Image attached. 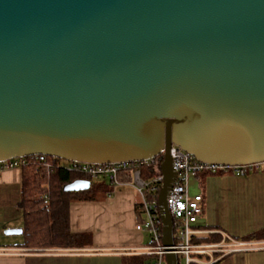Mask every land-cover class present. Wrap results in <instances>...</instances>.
<instances>
[{"label":"water","instance_id":"95a60500","mask_svg":"<svg viewBox=\"0 0 264 264\" xmlns=\"http://www.w3.org/2000/svg\"><path fill=\"white\" fill-rule=\"evenodd\" d=\"M173 144L203 162L264 161V0H0V162L163 155L169 247Z\"/></svg>","mask_w":264,"mask_h":264},{"label":"crops","instance_id":"0c3cea01","mask_svg":"<svg viewBox=\"0 0 264 264\" xmlns=\"http://www.w3.org/2000/svg\"><path fill=\"white\" fill-rule=\"evenodd\" d=\"M0 226L23 228L20 206L24 168H1ZM114 186V185H113ZM191 196L202 195L203 214L196 227L218 234L223 252L214 254L208 264H264V239L243 241V237L264 229V170L246 176L229 173L200 174L189 183ZM141 196L130 185L114 186L111 194L90 201H72L70 226L73 232L91 235L92 244L84 248L30 249L20 239L2 236L0 264H125L133 258L149 255L150 238L136 230L143 220L138 213ZM207 242V241H200ZM244 243L239 246L238 244ZM236 249V250H233ZM211 262V263H210Z\"/></svg>","mask_w":264,"mask_h":264},{"label":"built area","instance_id":"2783aa9c","mask_svg":"<svg viewBox=\"0 0 264 264\" xmlns=\"http://www.w3.org/2000/svg\"><path fill=\"white\" fill-rule=\"evenodd\" d=\"M170 156L176 178L173 185L168 189L166 197L167 208L173 219V245L169 247L163 243V220L158 199L164 176L160 169L158 174L146 180L141 171V166L155 163V158L146 161L109 164L83 163L61 159L59 166H64L93 179H108L115 187L130 185L137 190L141 196L143 220L137 223L136 230L146 233L150 238L146 252L153 256L151 264H167L166 254L168 252L177 255L178 264H208L207 261L203 260L205 256L209 258L208 261L212 262L215 260V253L225 250L220 243L197 240L203 234H211L216 231L207 232L196 227L199 217L203 214V197L202 195H190L189 183L191 178L204 173H229L235 176L255 174L264 170V161L243 165L203 162L175 144L171 146ZM33 161L39 163L44 173L51 172L53 161L47 155L16 157L0 162V165L1 168H23ZM121 173H130V180L121 181L119 178ZM242 245L244 243L238 244V247ZM1 251L2 249H0Z\"/></svg>","mask_w":264,"mask_h":264},{"label":"trees","instance_id":"16d2710c","mask_svg":"<svg viewBox=\"0 0 264 264\" xmlns=\"http://www.w3.org/2000/svg\"><path fill=\"white\" fill-rule=\"evenodd\" d=\"M53 161L50 173L42 171L38 162L24 166L23 194L20 206L24 215L23 238L21 244L30 249L49 248H84L92 244L91 235L85 232H73L70 226V204L72 201H90L107 197L114 186L105 178L93 179L84 174L59 166L61 159L49 156ZM163 155L155 158V163L141 166L142 175L146 180L159 173ZM121 181H129L130 173H121ZM78 179L91 180V186L84 191H69V184ZM47 196V198H46ZM138 213L142 214L141 204ZM142 221V220H141ZM243 241L264 239V229L244 236ZM200 241L218 242V234L201 237ZM152 255L133 258V262L125 264H151Z\"/></svg>","mask_w":264,"mask_h":264},{"label":"rangeland","instance_id":"374dc122","mask_svg":"<svg viewBox=\"0 0 264 264\" xmlns=\"http://www.w3.org/2000/svg\"><path fill=\"white\" fill-rule=\"evenodd\" d=\"M6 236L5 235V230L2 226H0V239L1 237ZM8 238H13V239H20L22 237V235H7ZM0 245H2V242L0 241Z\"/></svg>","mask_w":264,"mask_h":264}]
</instances>
